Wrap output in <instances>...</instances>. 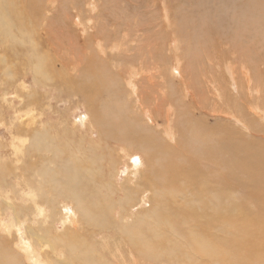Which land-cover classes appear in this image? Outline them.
Returning <instances> with one entry per match:
<instances>
[{
	"label": "rangeland",
	"instance_id": "1",
	"mask_svg": "<svg viewBox=\"0 0 264 264\" xmlns=\"http://www.w3.org/2000/svg\"><path fill=\"white\" fill-rule=\"evenodd\" d=\"M4 4L6 7L16 4L22 11L23 27L29 25V36L34 40L31 44L37 46V51L30 47L28 49L27 43L16 47L17 42L26 41L25 38L17 36L11 39L8 26H0V57L4 59L3 63L0 58V163L4 164L3 170L8 169L4 179L6 183H1L0 178V225L8 234L3 233L0 238L6 240L10 249L20 257L18 264H47L44 259L41 260L45 251H48L52 261L64 257L26 236V227H34L29 218H37L27 213L36 205L28 199L31 195L28 196L27 192L38 188L41 178L36 173L38 167L44 164L48 168L58 169L61 165L62 173L66 170L62 164L68 158L73 159L72 155L70 157L73 151L78 159L85 156L90 159V146L98 140L100 144L106 142L108 145L97 151V158L103 156V159L95 164H101L100 185L95 192L103 197L102 202L108 199L113 207V210L107 208L98 215L112 214L115 225L122 224L126 228L135 227L137 221L154 208L156 201H162L156 198L161 190L159 175L154 174V179L150 180L148 176H151L149 170H154L153 173L159 171L156 165L163 159L156 155L153 159H145L138 145L144 140H134L138 131L147 142L155 144L156 151L166 149L162 152L166 156L170 154L168 150L173 148L179 149L183 158L181 150L187 152V157H194L198 143H201L202 150L207 151L216 140L222 143L235 140L244 148H253L257 160L263 161L264 0H4ZM46 19L50 21L49 25L45 24L48 22ZM37 57L43 59L40 60L41 69L46 67V74H42L41 70L34 72ZM8 67L12 76H9L10 73L7 75ZM247 75L251 78L249 84ZM232 76L237 80H231ZM69 77L72 82L76 81L75 84L68 82ZM235 81L238 82L237 87ZM29 108L32 111L27 116ZM104 112L109 115L106 113L105 117ZM93 114L99 115L103 126L114 125L116 128L117 124V133L124 130L134 137L129 140L120 138L114 126L113 129L109 126L107 129L113 130L111 135L115 131L113 138L107 141L104 137L99 138L97 130L90 129L94 124ZM120 116L126 121L121 120L123 118ZM108 117H113V120ZM28 123H32L36 129L46 126L54 128L52 134L64 136L61 142L63 149L57 151L60 154L57 159L56 156L50 159L52 154L47 152L48 148L45 149L46 153L42 150L41 159H38L37 154H32L37 152L32 147L35 144L31 145L28 138L22 140L17 136L21 128L27 130ZM121 125L127 126L120 129ZM170 129L173 138L167 135ZM27 134H32V128L27 130ZM56 138L49 144L56 145ZM159 142L163 145L157 144ZM126 148L140 156L139 166L136 164L138 159L131 158ZM147 151L152 153L148 148ZM234 152L231 147L225 151L230 164ZM239 169H242L241 162L230 168H215L216 175L226 173V179L221 176L218 180L221 187L225 183L228 188L224 197L228 199L229 194L237 198L244 193L264 194V179L261 183L255 177H245L243 184L235 181L232 171ZM67 173L75 176L71 171ZM91 182L92 179L87 183V188H93ZM47 188L50 196H57V189ZM217 190L214 189V192ZM124 191L133 192L130 204L120 203V199L125 197ZM34 193L37 195L38 192ZM234 196L228 199L229 202L240 206L236 204ZM2 199L21 210L17 215L20 218L18 223H15L13 207L3 206ZM240 201L246 202L244 199ZM67 202L71 205V200ZM102 202H99V206H102ZM204 204L206 212L215 207L210 201ZM262 204L256 205V208L247 201L245 205L254 212L258 207L264 211V202ZM24 208L27 212L22 211ZM45 208L47 213L53 214L51 206ZM62 211L73 212L71 208ZM223 212H229L227 205H224ZM53 215L54 222L50 220V225L59 227L53 231V236L60 237L58 231L64 228V223L56 222L60 210ZM73 223H76V215ZM115 225H111L108 232L101 226L97 235L83 232L84 238L91 241L96 250L102 251L104 262L133 264L142 261L143 264H155L156 258L139 254L132 243H128L129 240L116 231ZM227 228L207 227V231L213 242L228 241L232 239L234 231L230 226ZM85 230L89 231L88 228ZM26 245L33 252L35 249L33 257L38 261H34L24 249ZM257 246L264 250L263 234ZM247 247L244 244L240 251ZM19 250L22 253H18ZM117 251L124 259L111 257L110 253L117 254ZM61 252L68 257L70 255L65 247ZM201 261L198 260L199 264ZM179 262L180 258L171 253L162 254L156 264ZM207 263L210 262L207 260ZM221 264L233 263L226 259Z\"/></svg>",
	"mask_w": 264,
	"mask_h": 264
},
{
	"label": "bare ground",
	"instance_id": "2",
	"mask_svg": "<svg viewBox=\"0 0 264 264\" xmlns=\"http://www.w3.org/2000/svg\"><path fill=\"white\" fill-rule=\"evenodd\" d=\"M21 13L22 11L18 8L16 4H12L11 6L9 4L6 7L4 4V0H0V26L2 24H6L8 26L9 29L8 36L11 39H16L17 36H23L25 38L26 41H18L16 47L19 48V46H24V43H27L29 45L27 47L28 49L30 47L31 49H34V51H37L36 44H31L33 43L34 40L32 36H29V33L31 31L29 25L27 27L26 26L23 27L24 19L22 18ZM46 21L48 22L45 24L49 25L50 21L47 19ZM3 37H6V35ZM71 39H69V42ZM73 41L77 43L76 39L75 40L73 39ZM73 41L71 42L73 43ZM75 47L78 48L77 46ZM101 49H103V47ZM0 58L2 59V61L4 60L2 57ZM40 60L43 59L37 57V61L33 65L35 66L34 72L37 73L41 70L40 72L42 74H46L48 71L46 67L41 69L42 66ZM9 69L10 68L8 67V70L6 71L7 75L8 73H10ZM9 76H12L11 73L9 74ZM234 79L235 76H232L231 80ZM246 80H247V84L251 83V78L248 75ZM74 81L72 82L71 77L68 78V82H72L73 84H75L76 81L75 82ZM234 84L237 87L238 82L235 81ZM130 85H131V80H130ZM73 87L75 88V86ZM81 87L83 86L81 85ZM258 107L259 106H257V108ZM29 111H32V109L30 108L27 109L26 111L27 116L30 115ZM106 113H105V117H106ZM145 113L147 114V112ZM250 113L253 114V111H251ZM101 114L103 115L102 112ZM107 114L109 115V113ZM34 117H32V120L34 119ZM92 117L94 119L93 120L94 124L93 127L90 126V129L95 128L100 135L99 138L104 137L107 141L108 138L115 135L114 133L116 131L115 129L118 126L117 124L113 122V124L116 125V128L114 125H112L114 126L115 131L113 135H111V132H113V130L107 129L109 128L110 125L103 126L102 122L100 121L99 115L97 114H93ZM118 117L119 116H117V118ZM120 118L123 117L120 116ZM124 119L125 118L121 120ZM250 120L252 121V119ZM107 121H106V125H107ZM122 123L124 122L122 121ZM130 123H128V126ZM28 125L29 126L27 127V130L29 128H32V134H30L31 136L27 134V130L24 128H21V130H19L20 132L17 133V136H19L22 140L28 138L27 141L29 142V140H31V145L35 144L32 147L34 148L33 150L37 152H33L32 154L34 156H36L37 154L38 159H41L42 150L45 151V149L48 148L49 150L47 152H50L52 154V156L50 155L51 156L50 159H54L55 156L57 159L60 155V154L58 155L57 151H60L59 149L61 148L63 149L62 146L64 144L61 146V142L63 141L64 136H58V134H52L54 128L51 129L46 126L36 129L35 127H33L32 123L31 124L28 123ZM112 126L110 127L112 128ZM123 126L125 127L127 125H123ZM123 126L121 125L122 128L120 129H124ZM132 128L134 129L135 127H131L130 129ZM117 129H119V127ZM134 132H136V129ZM138 133L137 132L135 133L137 137H135L134 140L135 141L144 140V142H140V144L138 145L139 147L141 146L140 149H142L141 151H143L145 155L144 156L145 159L146 160L153 159L154 155L158 156L159 158L162 157L163 159V162L156 165V168L159 171L153 173L154 170H149L151 176H148L149 177L148 180H150V179H154L153 178L154 174L159 175L161 181L159 187L161 188V190H160V194L156 196V198H160L162 199V201L161 202L156 201V205L154 206V208L149 213L145 214L142 218H140L139 219L140 221L138 220L136 226L133 228H126L122 224L115 225L112 218V214H103L99 216L98 213L100 211L103 210L107 211V208H111L113 210L110 201L106 199L103 200L104 202H102L103 197H100V195H98L99 193L96 194L95 192L96 188L100 185L98 179L100 176L99 169L101 168L100 167L101 164L99 166H96L95 164H98L99 161L103 159L102 158L103 156L99 157V159L97 158V154H98L97 151L98 149L104 148L108 145V143L106 142L103 143V145L100 144V140H98L99 142H96V144L92 143V145L90 146L89 149L90 152L92 150V153L90 154L91 155L90 159L87 158V156L83 157L82 159L81 158L78 159L73 151V153L70 154V157L72 155L73 159H71L72 157L68 158V160H66V163L62 164V166L66 169L62 171V173L60 169L61 165L59 166L58 169L57 168L51 169L47 167L48 165L46 166L43 164L40 167H38L36 172L41 176L38 182V188L36 190H29L27 192L28 196L31 195V198L28 199L31 202L35 203L36 205L33 206L32 203H30V205H32L33 208L30 207L31 210L29 212H27L26 208L22 210L23 212L30 213L29 214L30 216L34 214L36 215L35 217H37L34 218L31 216L29 218L31 223L34 224V227L32 228L26 227V233H28V235L26 236L28 238L33 239V242H35L36 244L38 242L39 243L38 245H42L43 247H48L49 249H51L50 251H52L54 254L60 256L63 255L64 257L52 261L49 258L48 251H45L46 253L43 252L45 254L42 255L44 258H42L41 260L44 259L47 264H111L103 261L104 254H102V251L96 250L92 245V242L84 238L83 232H87L89 235H94V234L97 235L98 233H100L101 226L105 228L106 232H108V228L111 225H115L116 231L118 233H121V236L128 239L129 240L128 243H132V245L135 247L136 251L139 254L144 253L150 257L156 258L155 264L157 263V258L160 257L162 254H171V253H175L180 258V262L178 264H199L198 262L199 259L202 260L201 264H208L207 260L210 262L209 264H221V261L226 259L231 260L233 264H264V250H262L257 246L259 237L261 236V234L264 235V216H263L264 211L263 209L262 211H260L258 207L256 211L252 212L251 209L248 208L247 205H245L247 201H250L251 205H254V207L256 208H257L256 205L259 204L263 206L262 203L264 202V194L244 193L243 195H239L238 198L237 196L229 194V196H227L228 199L234 196V198L236 199V204L240 205V206H235L231 204L226 197H224V195L228 191L226 184L222 183V187H221L218 183L219 182L218 180L221 179V176H224L225 179L227 178L226 173L222 174L221 176L220 174L216 175L215 173V168H221V169L230 168L234 166L237 162H241L242 169H239L237 171H232V176L235 179V181L237 182L239 181V184H243V179L245 177L247 178L255 177L257 182L261 183L262 179H264V158L263 161L259 162L257 160V155L255 154L253 148L251 147L244 148L240 145L239 142L235 140L229 143L228 142L222 143V141L216 140L215 144L211 145V147L207 149V151L202 150L201 143H198L199 151L195 149V153H193L194 157H187L188 156L187 152L183 150H181V153L184 156V158L181 157L178 148H177L178 150H173V148L168 150L170 154L168 155L167 153L168 156H166L163 154L165 151H167L166 149L164 150L161 147L158 149H162L164 152L156 151L155 144L147 142L145 137L142 136L139 131ZM117 134L120 135L119 136L120 138H124L128 140L134 137L127 135L124 130L123 133L121 132ZM167 135L168 137L173 138V132L171 131V129L168 131ZM15 136L16 135H14V137ZM54 138L57 139L58 143L56 142V145H50L49 143L52 144L53 142L50 141L53 140ZM76 141L78 142V140ZM129 142H133V141L130 140ZM157 144L163 145L160 142ZM65 146L68 145L65 144ZM129 147H131V145ZM187 147L189 146H186V148ZM230 147L233 150H235V152L233 153V161H231V164L228 162L230 161V158L225 153V151ZM147 148L153 154L152 153L149 154ZM126 150L128 151V153H130L131 158L135 160L138 159V163L136 164H138L139 166L141 164L140 156L137 155L134 151H130L129 148H126ZM54 151H56L57 153L56 154L53 153ZM212 151H216L220 155L217 156L213 154ZM262 151L264 155V145ZM44 153H46V151ZM58 160L60 161V159ZM73 160L75 162H73ZM220 161L224 163L221 164ZM3 165H4L3 163H0V169H2L0 175V178L2 179L1 183L5 182L4 179L8 173L7 167L6 169L3 170L4 168ZM68 171H71L73 174H75V176L74 175L72 176L70 173H67ZM66 173L70 174L71 177H69L70 175L67 176ZM205 176H207V178ZM91 179H92L91 187L93 188H87L86 185L89 181H91ZM129 181L132 183L133 182L132 178H130ZM47 187L49 188L51 187L50 188L51 190L57 189L56 190L57 196L56 195L50 196L47 192L48 191ZM214 189H219V190L214 192ZM34 191L36 193L37 192L39 193V191L42 192L39 194L37 193L36 195ZM124 193H125V197L123 199H120V203L125 202V204H130L131 203L130 201L133 199L132 196L133 192L124 191ZM242 199L246 200V202L244 203L243 201H240ZM67 200H71V205L67 202ZM208 201L215 204V207L213 209L210 208V211L206 212L204 203ZM99 202H102V206H99ZM1 203H3V206L5 205L6 208L8 206L13 207V212L15 215L14 216L15 223H18V221H20L19 220L20 218L17 215H19L18 211L21 210H17L18 208L14 207L10 202H8L5 199H2ZM62 203L69 207L67 208V206L63 205ZM48 205L53 208L54 210L53 214H56V212L60 210V217L59 219H57L58 221H56L59 224L64 223V228L58 231L60 237L58 236L55 237V235L53 236L54 234L53 231H56V228L58 229L59 227L58 225H56V227H52L50 225V220L54 222L53 219L54 215L52 214V212L47 213V209L45 207ZM224 205H227L229 207L228 213L223 212ZM70 208L73 210V212H71V214L73 213V215L69 214L68 212L63 213L62 211L63 209L69 210ZM74 215H76V223H73ZM29 219L27 221H29ZM60 219L62 220V222L60 221ZM126 219H125V223L128 222V221L126 222ZM222 226H224L226 230L228 229L227 226H230L233 229L234 233L232 239L228 241L213 242L211 239V235L209 234V231H207V227L217 228ZM86 228H88L89 231H86L85 230ZM95 228L97 229L96 231ZM10 230L11 228H9V231ZM143 230L144 231L148 230V233L144 234ZM39 231L41 232L39 233ZM15 232L17 234V231ZM3 233L8 234L5 228L1 227L0 225V235ZM244 244L248 247L246 248V250L240 251V248ZM62 247H65L70 251L69 257L65 253L61 252ZM24 249L29 253V255L31 256V258H33L34 261L37 260V258L33 257L34 254H36L35 249L33 252L31 250V247H29L28 245H26V248ZM20 252L21 251L19 250L18 253ZM117 252H118L117 254L110 253L111 257L124 259L121 253L119 251ZM23 257L27 259L25 256ZM19 258H20L19 256L15 255L14 250L10 249L8 242L3 238H0V264H18L17 262ZM115 258L113 260H115ZM206 258L208 259L206 260ZM113 262L115 264H119L116 261ZM133 264H143V262L142 261H140L139 263L133 262Z\"/></svg>",
	"mask_w": 264,
	"mask_h": 264
}]
</instances>
